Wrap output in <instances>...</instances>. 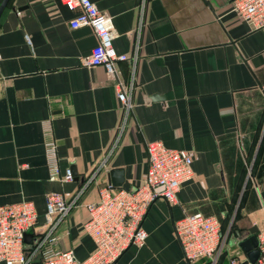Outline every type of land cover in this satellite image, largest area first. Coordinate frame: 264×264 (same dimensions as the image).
Segmentation results:
<instances>
[{
	"label": "crops",
	"instance_id": "0c3cea01",
	"mask_svg": "<svg viewBox=\"0 0 264 264\" xmlns=\"http://www.w3.org/2000/svg\"><path fill=\"white\" fill-rule=\"evenodd\" d=\"M92 1L112 17L117 51L137 52L133 63H117L116 78L104 66L81 64L98 38L91 26H70L76 11L62 0H10L0 17V205L33 201L43 225L49 193L76 198L58 246L84 261L95 250L85 204L113 183L114 168L124 175L114 187L142 185L146 144L159 140L193 151L194 177L175 203L152 204L145 244L113 264H206L188 260L176 235V222L194 212L223 221L221 264L249 258L240 241L264 221V29H252L232 0H148L144 12L140 0ZM116 80L132 82L134 108L102 167L121 124ZM49 140L60 173L71 167L73 181L50 176Z\"/></svg>",
	"mask_w": 264,
	"mask_h": 264
},
{
	"label": "built area",
	"instance_id": "2783aa9c",
	"mask_svg": "<svg viewBox=\"0 0 264 264\" xmlns=\"http://www.w3.org/2000/svg\"><path fill=\"white\" fill-rule=\"evenodd\" d=\"M148 0H140L141 11H145ZM75 16L70 20L72 28L91 26L98 43L91 53L82 57L81 64L87 67L104 66L109 75L116 78V65L119 61L137 58L119 53L114 46L115 26L111 16L100 10L92 0H62ZM233 10L252 29H264V0H232ZM1 58V55H0ZM121 105V124L110 150L104 157V167L109 155L117 145L134 108L133 84L114 83ZM47 162L50 176L61 181L74 180L71 167L60 173L57 144L54 140L46 143ZM148 169L144 183L129 190L102 184L99 199L86 203L89 219L84 229L95 243L92 255L80 261L72 248H60L59 226L70 209L77 204V199H66L61 193L47 195L45 222L38 224V211L33 201L23 200L16 203L0 205V262L5 264H33L40 259L42 264H113L131 245L142 246L148 237L143 227L144 218L159 198L171 203L177 201L181 186L194 177V153L188 149L170 148L162 141L154 140L146 144ZM98 167L82 184L77 196L95 180L102 169ZM32 231L31 242L25 241V233ZM176 235L182 245L185 257L194 261L200 258L212 260L217 264L218 257L224 249L225 239L221 231V222L216 215L201 212L186 214L175 224ZM259 255L255 261L234 255L230 264H264V221L256 233Z\"/></svg>",
	"mask_w": 264,
	"mask_h": 264
},
{
	"label": "water",
	"instance_id": "95a60500",
	"mask_svg": "<svg viewBox=\"0 0 264 264\" xmlns=\"http://www.w3.org/2000/svg\"><path fill=\"white\" fill-rule=\"evenodd\" d=\"M10 0H2L0 4V17L4 10L6 9ZM109 176L111 180H113L112 186H121L124 181L123 170L119 168H114L110 171ZM258 231V227L254 226L251 229V235L240 241V245L248 252L249 258L251 261H255L259 255L258 249V239L256 233ZM33 237L32 231H28L25 233V241L31 242Z\"/></svg>",
	"mask_w": 264,
	"mask_h": 264
},
{
	"label": "trees",
	"instance_id": "16d2710c",
	"mask_svg": "<svg viewBox=\"0 0 264 264\" xmlns=\"http://www.w3.org/2000/svg\"><path fill=\"white\" fill-rule=\"evenodd\" d=\"M220 222H221V231H223V229H222L223 221L220 220ZM225 254H226V252H223V253L221 254L220 258L218 259L217 264H221L222 260L225 258ZM38 260H39L40 263H41V260H40V259H35L34 262H33V264H36V261H38ZM41 264H42V263H41ZM206 264H211V263H210V262H207Z\"/></svg>",
	"mask_w": 264,
	"mask_h": 264
},
{
	"label": "rangeland",
	"instance_id": "374dc122",
	"mask_svg": "<svg viewBox=\"0 0 264 264\" xmlns=\"http://www.w3.org/2000/svg\"><path fill=\"white\" fill-rule=\"evenodd\" d=\"M223 252H226V251L223 250L222 253H223ZM222 253H221V254H222ZM221 254L219 255L218 258H220ZM207 262H210V263L212 264V260H211V259H208ZM0 264H5V263H4V262H0ZM36 264H41V263H40V261L38 260V261H36Z\"/></svg>",
	"mask_w": 264,
	"mask_h": 264
}]
</instances>
